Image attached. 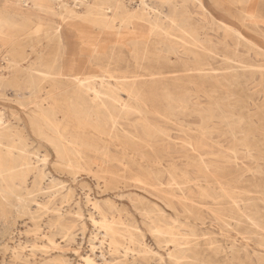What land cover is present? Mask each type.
<instances>
[{"label": "bare ground", "instance_id": "bare-ground-1", "mask_svg": "<svg viewBox=\"0 0 264 264\" xmlns=\"http://www.w3.org/2000/svg\"><path fill=\"white\" fill-rule=\"evenodd\" d=\"M56 1L59 19L55 23L54 36L59 39L60 44L69 43L65 36L68 31L70 35H78L84 45L86 43L93 48L90 49V58L85 67L76 65L72 52H67L60 61L57 74H70L73 85L72 92L63 103L57 95L38 97L36 94L40 91V82L52 77L51 66H43L42 58L39 57L36 61L38 66L27 70L24 85L34 95L30 98L33 105L30 111L31 123L41 127L39 136L54 149V167L70 173L75 179L81 171L100 178H118L128 172L138 179H156L160 186L156 188L161 191H164L162 178L167 176L163 201L175 212V217H168L162 208L146 206L141 208L140 214L147 220L160 247L165 246L172 264H204L205 260L198 256L199 253L204 255V251L223 252L224 264H264V251L260 252L253 246H260L264 250L263 183L254 184V191L259 193L257 196L250 194L252 190L237 191L241 182L223 179L220 173V176L212 173V168L218 167L212 152L195 153L197 139L202 142L211 139L215 130L212 128L213 120L219 119L224 123L228 133L234 137L238 132L234 124H240L241 121L232 102L224 103L227 96L213 94L232 85L236 75L228 72V69L252 66L243 60L239 64L234 63L239 54L230 49H240L248 42L255 46L256 41L237 28V23L233 22L230 15L232 9L224 4L218 7L230 16L227 22L217 19L206 8L204 0H138L136 3L135 0H72V3ZM216 1L226 0L214 2ZM230 1L234 4L248 2ZM190 3L210 14L211 21L204 24L195 21ZM41 7L48 8L43 4ZM237 10L243 16L241 21L259 26V13L263 11L261 8L250 5ZM40 26L34 31H39ZM241 26L247 29L245 24ZM124 28L130 31L127 41L132 49H104L102 42L110 34L117 35L113 46L122 42L125 38L122 32ZM32 32H29L30 35ZM215 63H219V66ZM40 65L43 69L39 68ZM0 69L4 71V63ZM9 84L10 80L2 73L0 89ZM203 98L207 99L205 105L202 104ZM60 112L76 121L74 131L70 128V123L62 122ZM191 118L200 119V123H190ZM156 121L178 126L186 136L184 144L191 151H187L183 157L167 148L158 149L157 134L166 132V129ZM11 131H0L1 216L6 215L5 206L8 205L14 208L12 213L16 219L28 216L35 220L36 216L29 208V200L23 197L15 178L20 175L19 167L23 165H28L21 173L23 183L27 182L25 177L31 172L34 175L49 176L46 169L51 159L44 153L41 156L34 154L36 160L32 162L30 155H27V138ZM240 132L244 130L241 129ZM231 151L237 159V149L232 148ZM249 153L255 159L253 153ZM18 158L23 162H19ZM99 160L100 169L97 170L85 167L82 163H98ZM115 161L122 169L115 171L110 167ZM130 165L137 167L127 170ZM10 180H14L13 184ZM194 191L199 192L198 197L191 195ZM86 203L89 207L88 219L98 229L97 232L100 235L102 232L103 235L99 237L102 240L98 245L99 233L94 232L89 241L90 251L80 255L84 264H137L135 252H143L149 264H166L162 253L141 241L135 230L138 227L127 224L123 220L126 217L112 214L117 206L111 199L101 200L89 195L86 196ZM105 207L112 212L111 215ZM154 211H158L159 218L151 216ZM205 212L216 218L222 231L228 233L227 237H232V243L235 239L231 233L242 236L245 241L243 247L238 248L236 243H231L224 248L217 245V240L213 237L199 234L196 230L197 222L203 221ZM76 214L81 218L84 216L79 206ZM120 224L126 226H119ZM1 236L8 242L16 238L8 229L3 230ZM43 236L57 244L54 235ZM118 236L124 241H120ZM105 241L110 247L107 252L103 249ZM202 241L206 248H201ZM137 243L143 245L139 251L135 248ZM4 244L7 251L9 244ZM15 244L12 256L16 260L20 257L18 249L27 244L20 240H16ZM116 255L117 258L114 257Z\"/></svg>", "mask_w": 264, "mask_h": 264}, {"label": "rangeland", "instance_id": "rangeland-1", "mask_svg": "<svg viewBox=\"0 0 264 264\" xmlns=\"http://www.w3.org/2000/svg\"><path fill=\"white\" fill-rule=\"evenodd\" d=\"M64 1L72 3V0ZM137 1L135 0L134 2L136 3ZM214 1L204 0L206 8L217 19L228 22L230 16L226 11L224 13L218 7L219 5L222 6L221 4H224L225 7H230L232 9L230 15L233 17V22L237 23V28L239 30L241 29L240 31L244 34L246 33L245 35L247 37L256 41V45L254 46L253 43L248 42L244 43L240 49H230L239 54V57L235 59V64H239V61L243 60L252 66L249 68H242L240 66L228 69V72H234L236 75L234 80H232V85H227L224 88L225 91L220 90L218 93H213L215 96H227L224 103L232 102L233 109L240 115V124H234L236 127L235 130L238 131L236 137L228 133L224 123L219 119H215L212 125V128L215 130L211 134V139L206 140L207 142H202L197 139L195 153L200 152L206 154L212 152L214 154L212 155L213 160L216 161V165L218 166L212 168L213 174L217 176L221 174L223 179H229L236 183L241 182L239 184L241 186L238 185L236 189L237 191L252 190L250 194L257 196L259 193L254 191V184L261 182L263 183L264 189V0H248L245 4H234L230 0L224 2ZM41 4L44 6L47 5L48 8H42ZM250 5L258 6L263 10L259 13V20H261L259 26H253L247 21H241L243 16L237 8ZM190 8L195 21L200 24L211 21L210 14L198 5L190 3ZM57 12L56 0H27L26 3H23L21 0H0V67L3 66V63L5 64L4 71L2 72L0 69V75L3 73L10 80L9 86L0 89V131L12 130L11 132L13 134L19 133L20 135H24L27 138V140L25 139L28 149L27 155H30L29 157L32 158V162L36 160L35 155L41 156L43 153L47 154L51 159L46 169V173L49 176L43 177L40 174L34 175L31 172L25 177L27 182L23 183L24 177L21 173L28 167V165H23L19 167L20 175L15 178L16 186L21 189L23 197H27L29 200V208L32 214L36 216L35 220H31L28 216L16 219L12 213L14 208L8 205L5 206L7 211L6 215L1 216L2 200L0 199V264H47V262H50V264H84L80 255H85V253L90 251L89 241L94 235V232L99 233L98 238L103 235L102 232V235H100V232H97L98 229L88 219L89 207L86 203V196L89 195L101 200L111 199L117 206V209L112 213L105 207L109 215L112 213L122 218L126 217L123 220L127 224L132 227H138V230H135L137 235L139 233L138 236L141 241L162 253L166 258V264H172L167 256L165 246L160 247L149 229L147 220L140 214L141 208L146 206L148 208H162L168 217H175V212L163 201L166 196L165 189L167 187L168 177L165 176L162 178L164 191L156 188V186L160 187L156 179H138L131 176L128 172L125 173V176L118 178H100L89 176L86 172L81 171L79 173L81 177L78 176L75 179L70 173L54 167L52 163L56 158L54 149L47 141L39 136L41 127L31 123L32 114L30 111L33 105L30 103V98L32 99L34 95L24 85V81L27 80L28 68L37 67L36 61L39 57L40 59L42 58L41 63L43 66L46 64L51 66L52 77L40 82V91L36 94L38 97H48L51 94L57 95L60 102L63 103L72 92L73 85L71 84L72 77L70 74L65 76L57 74L60 61L67 52H72L73 57L76 58V65L85 67L90 58V49L93 48L86 43L84 45L78 35H70L68 31L65 32V36L69 43L61 45L59 39L54 36L55 23L59 19ZM240 24H245L247 29ZM38 26H40V33L39 31H34ZM29 32H32V34L30 35ZM122 32L125 38L121 40V43L113 46L117 35L110 34L102 42L103 48L132 49L130 43L127 41L128 37H130L129 29L124 28ZM46 33L48 34L46 35ZM96 33H98V30H96ZM99 36L97 37L99 38ZM95 40L93 41L97 42ZM126 55H128L127 51ZM92 62L94 63V59ZM215 64L219 66V63ZM43 66L40 65L39 68L43 69ZM202 101L204 102L202 104L205 105L207 99L203 98ZM64 114V112H60L59 117L63 123H70V128L74 131L76 129V121L64 116ZM190 120L192 124L200 123V119L194 120L191 118ZM156 122L160 123L159 125L166 129L167 132H159L157 134L159 138L157 140L158 149L167 148L183 157L187 151H191L184 144L183 140L186 136L178 126L172 124L165 125L162 121ZM10 126L12 128H9ZM241 129L244 132H240ZM244 142L247 144L244 145ZM221 144L225 146H221ZM232 148H236L238 151L237 159L232 154ZM116 149L119 150L120 147H116ZM249 152L253 153L255 159L251 158ZM160 156L163 157L162 155ZM18 160L19 162H23L21 158H18ZM82 163L85 167H90L94 170L100 169V160L98 163L88 164L84 161ZM110 167L115 171L122 169V166L117 161L110 165ZM136 167L135 165H130L126 169L129 170ZM120 172L124 173L121 170ZM13 181L11 182L10 180V183L13 184ZM191 195L198 197L199 192H191ZM78 206L84 215L82 218L76 214ZM178 206L182 210L181 206ZM118 210L120 211L118 212ZM157 213L158 211H154L151 213V216L155 219L159 218L160 216ZM203 217V221L197 222V232L204 234V237H213L217 240V245L220 244L224 248H227L232 243V237H227L228 233L222 231L218 221L212 214L205 212L203 213ZM181 218L185 220L183 216ZM119 226L124 227L126 225L120 224ZM5 229L12 231L16 237L10 239L12 240L11 242H8L9 240L6 241L1 236V233ZM183 231L187 232L188 230L183 229ZM44 234L54 235V240L57 244L49 241L46 236H43ZM67 234L68 237L66 238ZM59 235L60 237H57ZM231 235L235 239V242L233 241L232 244L236 243L238 248H242L245 243L242 236L234 232ZM18 239L24 244L26 242L27 245H23V248L18 249L20 257L15 260L12 256V250L16 247L15 242L16 240L19 241ZM118 239L124 241L120 236H118ZM100 240L102 239L99 238L98 245H100ZM4 243L9 244L7 251L5 250L6 245ZM140 244L137 243L135 245L136 251L141 250V246L143 245ZM11 246L13 247L10 248ZM108 246L109 243L107 244L105 241L103 249L106 252L110 248ZM253 246L260 252L264 251L260 246ZM201 248H206L204 241H202ZM139 253H134L138 259L137 264H149V260L146 257L144 258L145 255L142 254L143 252ZM203 253L205 254L199 253L198 256L205 260L204 264L225 263L223 252L204 251ZM28 256L30 257L28 258ZM107 256L110 257L109 253H107ZM114 257L117 258L118 255Z\"/></svg>", "mask_w": 264, "mask_h": 264}]
</instances>
